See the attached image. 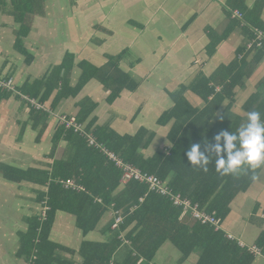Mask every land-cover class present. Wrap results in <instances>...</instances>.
<instances>
[{
	"label": "crops",
	"instance_id": "obj_1",
	"mask_svg": "<svg viewBox=\"0 0 264 264\" xmlns=\"http://www.w3.org/2000/svg\"><path fill=\"white\" fill-rule=\"evenodd\" d=\"M40 3L42 10L38 13L36 9L35 14L26 18L30 32L23 39V46L31 59L15 48L19 25L10 14L0 10V79L12 81L15 92H22L28 84L45 80L52 68L71 54L75 59L69 81L74 86L80 76L79 63L88 62L102 68L106 66L108 57L127 52L119 61V67L138 83L134 92L123 90L110 104L107 101L109 89L98 80L91 79L76 97L54 102V92L44 104L58 114L76 117L81 104L88 102L89 107L94 108L85 124L94 119L96 125L107 126L118 135L136 134L137 131H128L138 130L141 126L137 122L146 123L148 117H152V126L157 129L151 132L153 138L149 147L142 151L145 159L152 158L156 153L168 155L172 146L168 140L171 124L159 126L158 119L173 106L168 94L186 84L183 82L173 91L168 90L165 86L172 83L171 72L179 71L191 76L199 73L203 78H212L218 71L226 69L222 76L216 77L219 83L217 91L222 79L239 72L241 79L232 92L233 97L226 99L216 110L208 128V133L213 136L226 131L235 132L245 124L251 109L249 105L254 110L259 105L264 106V55L260 57L258 51H246L252 31L261 27L264 32V0H40ZM258 5L261 7L259 13L255 10ZM235 10L242 11V20H232V15L230 18ZM79 16L86 19L85 35L79 30ZM60 34L63 42L57 45L55 39ZM92 51L102 58L101 64L94 65L81 58L83 54L91 56ZM162 79L167 81L163 84ZM187 83L190 84V81ZM40 90L38 93L42 95L45 89ZM24 92L27 94L26 90ZM1 94L0 211L7 209L10 220L6 228H2L0 220V236L3 239L0 254L7 253L10 243L8 257L13 260L12 263L27 264L23 257L18 256L21 235L28 232L32 219L42 212V203L37 200L39 193L47 188L30 180L18 184L9 181L3 176L1 166L51 173L55 164L68 157L69 148L62 139L55 146L53 144V136L60 126L57 119L50 116L47 121L34 125L28 102L15 96L2 97ZM192 95L195 98L189 96L190 100L185 93V98L193 107L202 109L205 104ZM8 106L12 110L18 107V111L12 112V115L1 111ZM20 123L22 126H19ZM14 133H17V142L11 143ZM45 133L52 144L48 149L41 150L40 138ZM5 134L8 135V143L3 142ZM28 136L32 138L30 146L35 148L24 151L33 152V156H27L26 162L20 161L25 155L14 159L15 162L8 161L2 153L13 151L14 145L18 149L20 146L24 148L23 141L27 143ZM253 175L247 190L233 199L229 213L221 220L223 232L232 236L240 247L255 246L264 234V164L254 169ZM71 180L77 185L75 179ZM164 184L167 185L166 182ZM38 206L41 208L39 213ZM113 217L114 213L108 209L96 228L83 235L73 215L56 212L49 240L64 248L57 251L59 264H84L86 256L91 254L82 252L84 244L100 246L108 242L112 235L106 230ZM125 234H122L124 239ZM128 244L119 248L112 261L121 263L126 258L123 248ZM99 246L96 250L101 248ZM197 261V254L185 258L170 242H166L151 264H197ZM141 262L139 260L137 264ZM250 264H264V255L253 257Z\"/></svg>",
	"mask_w": 264,
	"mask_h": 264
},
{
	"label": "trees",
	"instance_id": "obj_2",
	"mask_svg": "<svg viewBox=\"0 0 264 264\" xmlns=\"http://www.w3.org/2000/svg\"><path fill=\"white\" fill-rule=\"evenodd\" d=\"M259 6L255 8L257 13L260 12ZM36 9L38 13L42 10L40 0H0V10L10 14L19 25L15 48L27 59L31 58L23 46V39L30 32L26 18L35 14ZM240 13L243 14L242 11ZM231 15L232 13L230 18ZM256 28L262 30L261 27ZM253 50L258 51L260 57L264 55V47ZM126 54L127 52H123L119 56L108 57L106 66L102 68H96L88 62L79 63L77 67L80 76L74 86L70 84L69 77L75 58L67 54L60 65L52 68L45 80L25 86L27 94L24 90H17V93L44 104L56 92L54 102H57L63 98L76 97L91 79H96L109 89L107 101L111 104L123 90L134 92L138 88L136 80L129 73L120 70L119 61ZM225 70L218 71L212 78L199 76L190 84L182 85L177 91L168 94L173 106L158 119L159 126L171 124L168 140L172 146L168 155L156 153L152 158L142 157V151L149 147L153 138V134L144 129H140L135 135H118L107 126L96 125L94 119L86 125L94 108L89 107L88 102L81 104L75 118L77 123L85 125V130L98 144L121 162L158 177L163 183H167L166 186L173 194L187 199L201 212L223 220L229 213L233 199L247 190L254 177V169L225 176L215 168L214 147L217 142L215 136L208 133V128L216 110L226 99L233 97L232 92L241 79L239 72L228 76L222 79L217 91L219 83L216 77L222 76ZM40 89H45L42 95L38 93ZM2 90L0 89L2 97L20 98L14 92L15 89ZM188 91L202 100L205 104L202 109L195 108L188 102L185 98ZM30 108L34 125L50 118L42 110H35L31 105ZM248 108H251L250 112H260L261 119H264V106L259 105L255 110L252 105ZM61 139L68 144V157L55 164L51 173L1 166L3 176L9 181L18 184L30 180L47 188L39 193L37 200L42 203L41 207L47 208L45 219L41 221L39 213L32 219L28 232L21 235L18 256L23 257L27 264L60 263L57 251L64 248L49 240L56 212L63 211L73 215L76 225L86 235L96 228L108 209L114 213L106 230L112 237L100 246L84 244L82 252H91L84 259V264H137L139 260H142L141 264H151L157 251L166 242H170L185 258L197 254V264H250L253 257L264 255V234L253 246L260 251V255H254L249 249L252 246L240 247L235 239H227L222 229L216 230L211 225L199 223L192 218L190 212L183 214L182 206L173 205L169 198L149 191L147 186L136 181L121 184V171L114 162L98 149L89 147L85 138L73 129L67 130L60 125L53 136L54 146ZM194 143H199L200 151L210 158L207 171L190 165L187 160L186 153ZM220 144H223V138ZM72 178L83 188L82 191L63 188L60 182ZM118 217H122L123 221L113 230L111 227ZM123 232H126L125 239ZM125 241L129 243L123 248L126 258L121 263L112 261L113 255L126 244ZM97 246L101 248L96 250Z\"/></svg>",
	"mask_w": 264,
	"mask_h": 264
},
{
	"label": "built area",
	"instance_id": "obj_3",
	"mask_svg": "<svg viewBox=\"0 0 264 264\" xmlns=\"http://www.w3.org/2000/svg\"><path fill=\"white\" fill-rule=\"evenodd\" d=\"M232 18L234 19H243V14L239 11L235 10L232 14ZM264 47V32L258 29H254L252 31V37L248 41L246 45V51H250L253 49H262ZM0 88L6 89L9 91H13V84L12 81H2L0 79ZM15 92V91H14ZM25 100L35 109V110H43L42 105L37 102L36 100L29 99L24 97ZM60 121L61 125L65 127V129H73V131L79 134L81 137H84L88 146L92 148H96L105 154L110 160H112L117 168L121 171V179L120 182L122 184H126L129 181H136L140 184L147 186L148 190L151 192H155L156 194L165 196L169 198V201L175 206H182L183 207V214L186 212H190L192 218L198 221L201 224H207L215 227L216 230H221V220L216 218L208 213L201 212L198 207L195 205L193 206L187 199L182 198L180 195L173 194L168 187L156 176L150 175L148 173H144L137 169L136 167L125 164L121 162L116 156L107 152L102 145L98 144L93 136L88 133L85 128H81V124L77 123L75 117H65L59 116L57 118ZM65 189H71L75 191H82V189L75 185L73 180H66L60 182ZM47 208H43L40 214V219L43 221L45 219ZM133 211V209L131 210ZM122 217L116 218L114 224L112 225V229H117L118 226L122 223ZM227 239L232 240L233 237L230 235H226ZM251 253L254 255H260V251L257 250L255 247L249 248Z\"/></svg>",
	"mask_w": 264,
	"mask_h": 264
},
{
	"label": "clouds",
	"instance_id": "obj_4",
	"mask_svg": "<svg viewBox=\"0 0 264 264\" xmlns=\"http://www.w3.org/2000/svg\"><path fill=\"white\" fill-rule=\"evenodd\" d=\"M214 139L215 168L221 175H234L241 169H256L264 164V120L260 112H249L246 123L235 132H221ZM186 157L190 165L208 170L210 158L200 151L199 143L190 146Z\"/></svg>",
	"mask_w": 264,
	"mask_h": 264
},
{
	"label": "rangeland",
	"instance_id": "obj_5",
	"mask_svg": "<svg viewBox=\"0 0 264 264\" xmlns=\"http://www.w3.org/2000/svg\"><path fill=\"white\" fill-rule=\"evenodd\" d=\"M104 12V11H103ZM67 14H68V10H67ZM86 28H87V25H86V19H84L82 16H79V30H80V33H82V34H84L85 35V33H86ZM55 41H56V43H57V45H60V44H62V35L60 34L59 36H56V39H55ZM81 58L82 59H86V60H88V61H90L92 64H94V65H99V64H101L102 63V58L101 57H98V56H96L95 54H94V51H92L91 52V56H89V57H87L86 55H82L81 56ZM175 67H173V69H174ZM156 73H153L152 75H155ZM171 74V79H172V83L171 84H169V85H166L165 87L168 89V90H170V91H173V89H174V87L175 86H178L179 84H183V82H185L184 84H188L187 82L188 81H190V83L192 82V79H193V81L194 80H196L198 77H199V73H197V74H193L192 76L191 75H189L188 73H186V74H184V72H179V71H175V72H171L170 73ZM169 76V75H168ZM163 84L167 81V80H164V79H162V80H160ZM18 95H19V99L20 100H22V101H26L25 100V96H23L22 94H19V93H17ZM195 98L192 94H189L188 92L186 93V98H189L190 100H191V98ZM42 106V111L43 112H45V113H47L49 116H51L52 118H55V119H57V118H59V116H65V117H67V115L66 114H58L56 111H54L53 109H51V108H49V107H47V106H45V104H41ZM20 106V105H19ZM28 108H29V106H28ZM29 110H30V108H29ZM1 111H7L10 115H12V112L13 113H15V112H17L18 111V107L16 108V110H15V108L12 110V108L10 107V106H8V108L6 107V109H4V110H1ZM23 115L21 114V117H22ZM3 121V120H2ZM137 124L138 125H140L141 127H139V129L138 130H130V131H128V132H131V133H135L136 131L138 132L140 129H144V130H146V131H148V132H153V131H155L156 129H157V127H155V126H152L153 125V120H152V117H148V119H147V121H146V123H144V122H137ZM59 125H61V123H60V121H58V126ZM82 125V124H81ZM19 126H22V124L20 123L19 124ZM81 128L82 129H84L85 128V125H82L81 126ZM16 134V135H15ZM135 135V134H134ZM16 136H17V133H14L13 134V136H12V140H11V143L12 142H17V138H16ZM3 142L4 143H8L7 142V140H9L8 139V135H3ZM15 139H16V141H15ZM46 139V141H44ZM19 141V140H18ZM26 141H27V143L26 142H24L23 141V143H24V148H22L21 146H20V148L18 149V147L17 146H13V151H7L6 153H2L3 155H4V157L5 158H8L9 160L8 161H13V162H15L14 161V159H17V158H20V156L21 155H25L26 157L24 158V159H22V160H20V161H24V162H26L28 159H27V156H33V152H32V154H31V152H27V153H25V151H24V149H26V150H33L34 148H35V146H30V145H32V138L31 137H26ZM40 141L42 142L41 143V146H43V148L41 149V150H46V149H48L49 147H50V145L52 144V141L51 140H49V137H48V135H46V133L43 135V137L41 136V138H40ZM44 141V142H43ZM37 144V143H36ZM35 156V155H34ZM37 157H40V156H37ZM0 161H1V159H0ZM21 163V162H20ZM21 164H23V163H21ZM38 213L40 212V210H41V208H40V206H38ZM0 220L2 221V228H6L7 227V224H8V221L10 220V212L7 210V209H3V210H1L0 211ZM114 230V229H113ZM2 238H1V236H0V242H2ZM9 248H10V243H8V250H7V253H1L0 254V264H14V263H12L13 262V260L12 259H10V257H8V253H9Z\"/></svg>",
	"mask_w": 264,
	"mask_h": 264
}]
</instances>
